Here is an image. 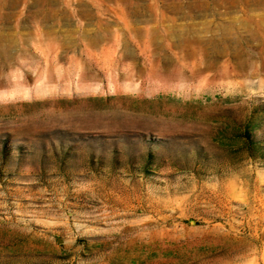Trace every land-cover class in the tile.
<instances>
[{"label": "rangeland", "instance_id": "1", "mask_svg": "<svg viewBox=\"0 0 264 264\" xmlns=\"http://www.w3.org/2000/svg\"><path fill=\"white\" fill-rule=\"evenodd\" d=\"M0 264H264V0H0Z\"/></svg>", "mask_w": 264, "mask_h": 264}, {"label": "trees", "instance_id": "2", "mask_svg": "<svg viewBox=\"0 0 264 264\" xmlns=\"http://www.w3.org/2000/svg\"><path fill=\"white\" fill-rule=\"evenodd\" d=\"M243 134L247 140L251 139V137L253 136L249 130H245Z\"/></svg>", "mask_w": 264, "mask_h": 264}]
</instances>
